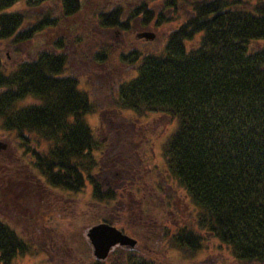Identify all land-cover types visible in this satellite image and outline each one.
<instances>
[{
    "label": "trees",
    "instance_id": "obj_1",
    "mask_svg": "<svg viewBox=\"0 0 264 264\" xmlns=\"http://www.w3.org/2000/svg\"><path fill=\"white\" fill-rule=\"evenodd\" d=\"M17 1L23 0H0V41L12 38L13 45L27 42L35 28L51 20L46 16L35 28L25 26L24 12L8 10ZM85 1L63 0L61 8L72 16L82 5L85 17L91 15L102 29H121L132 18L150 15L141 2L125 15L120 9L91 10L92 2ZM181 2L190 16L161 47L139 59L134 55L137 72L119 82L114 99L176 120L163 155L172 180L190 201L196 226L171 223L175 247L193 255L210 236L235 264H264V0ZM167 3L174 6L175 0ZM59 47L10 66L1 63L0 53V129L35 132L44 139L47 150L37 154L36 166L44 176L57 168L62 179H56L63 184L70 173L78 176L73 161L90 154L91 139L82 123L88 97L64 74ZM26 96L35 101L19 105ZM93 193L101 201L111 197L101 194L96 182ZM2 230L8 232L0 225ZM17 240L22 249L20 239L0 235L6 258ZM82 252L89 256L85 241Z\"/></svg>",
    "mask_w": 264,
    "mask_h": 264
},
{
    "label": "rangeland",
    "instance_id": "obj_2",
    "mask_svg": "<svg viewBox=\"0 0 264 264\" xmlns=\"http://www.w3.org/2000/svg\"><path fill=\"white\" fill-rule=\"evenodd\" d=\"M37 1H17L9 6V11L24 12L28 20L25 26L31 29L46 16L51 20H46L40 29L35 28L37 32L25 43L13 45L12 38L1 40V63L17 65L34 58L36 51L60 46L58 51L64 74L88 97L89 110L83 115L82 123L87 127L91 144L90 154L80 155L73 161L80 165L78 176L73 173L69 179L65 177L69 181L62 184L56 179L61 178L57 168H51L53 180H50L49 170L44 176L36 166L37 154L47 150L44 139L35 132L0 129V139L20 156L21 193L27 187L32 189L30 167H35L31 174L35 177L36 203L28 202L21 194L22 212L17 226L20 234H24L20 240L25 245L18 256L10 257L11 261L20 264H94L91 253L85 256L82 252L85 231L106 219L133 237L136 244L133 248H119L115 253H109L98 264H235L228 249L210 236L202 239V247L193 255L172 243L169 237L175 230L173 222H183L192 228L196 226L190 201L172 180L163 155L165 144L176 128V120L153 110L123 107L114 99L119 82L137 72L138 62L131 63L134 55L140 57L148 49L161 47L170 31L190 16V11L182 6L181 0H175L174 6L168 5L167 0H88L92 2L91 10L120 9L126 15L143 2L149 11L150 15L141 14L130 19L126 34L117 29L116 33L111 30L106 37L94 30L96 26L100 27L95 25L93 17L88 18L91 15L85 17L84 0H79L81 10L72 16L61 8L63 0H44L42 4ZM147 17L149 19H143ZM143 30L152 33L154 39L147 43L137 39L135 35ZM33 101L35 98L26 96L18 104ZM130 163L131 167L137 168L133 169L134 173L128 172L132 170ZM130 177H139L142 187L139 188V183L129 186ZM94 181L100 186L101 194L111 196L108 201L93 195ZM109 182L116 185L115 190L108 186ZM156 187L161 194L165 193L164 218H169L166 226L161 227L154 221L161 214L160 202L151 193V188ZM168 201L178 210L172 221L171 210L168 211L166 206ZM31 209L33 212L29 217ZM122 250L123 254L120 253Z\"/></svg>",
    "mask_w": 264,
    "mask_h": 264
},
{
    "label": "flooded vegetation",
    "instance_id": "obj_3",
    "mask_svg": "<svg viewBox=\"0 0 264 264\" xmlns=\"http://www.w3.org/2000/svg\"><path fill=\"white\" fill-rule=\"evenodd\" d=\"M128 24H124L121 29L123 30V32L126 34V30H128ZM119 28L117 27H110V28H98L97 26L94 28V30H97L98 33H102L103 36L107 37V34L111 33V30H114V33H116ZM148 31L143 30L141 32H138L135 37L137 39H141L143 41H145L146 43L148 42V40H146V35H147ZM108 39V38H107ZM140 58V57H138ZM137 58V59H138ZM137 59H134V61L136 62ZM35 152V151H34ZM131 164H129L130 168L132 169L128 172H132L134 173L133 169H137L136 167H131ZM35 167H30V185H33L32 189L29 187L25 188L23 190V193H21V186H20V156L18 155V153L14 150H9L8 144L5 142V140L0 139V225L5 226L8 229V232H5L4 230L0 231V235L1 236H5L6 234H10L15 236L18 239H21L22 237H24V234L22 235V233L20 234L19 232V227L17 226V222L20 218V214H21V205H20V199L21 194H24V197L28 198V202H32V204L35 205L36 201H35V177L34 174L31 172L34 171ZM79 169H80V165H77V169L76 172L77 175L79 174ZM71 173H70V177H71ZM48 176L50 177V180H52V171L51 169H49V173ZM124 181V176L122 177ZM131 179L129 180V186H133L134 184H138L139 183V188L142 187V185H140V183L142 184V181H140V178H133L130 177ZM164 182L166 181L165 179H163ZM162 180V182H163ZM108 182H106L107 184ZM50 186H52V183L49 184ZM162 185V184H160ZM164 185V184H163ZM108 186H110L111 188H113V190H115L116 185L113 183L108 184ZM102 188H105V186L103 185ZM150 192V190L148 191ZM151 193L153 194V197L156 198L157 202H160V204L158 205L161 209V214L159 217H156L154 219V221H156L157 223H159V225H157V227H161V225H163V221H164V216H165V203H164V199H165V193L161 194V191L156 187V188H151ZM175 196V195H173ZM171 197V196H170ZM34 201H33V199ZM31 199V201L29 200ZM169 204H171L170 202H168ZM32 204H29L28 206H32ZM175 208V213L171 212L170 214V219L173 220L176 218L177 214H178V210L176 206H173ZM169 211V210H168ZM33 210L31 209L29 211V217H31ZM103 221L107 222L106 219H104ZM12 224V225H11ZM156 223L154 222L155 226ZM121 232H123L120 229ZM124 233V232H123ZM131 237V236H128ZM133 238V237H132ZM21 242L25 245V243L23 242V240H21ZM20 241L17 240L16 244L17 247L14 249V257L18 256L21 252H20V246H19ZM120 248H125L124 246H120ZM119 248H112L110 253H115ZM120 253H124L123 250ZM127 254V253H126ZM130 255H132L131 253H129ZM11 257V256H10ZM10 257L6 258L4 251L1 252L0 251V264H20V263H15L14 260L11 261Z\"/></svg>",
    "mask_w": 264,
    "mask_h": 264
},
{
    "label": "water",
    "instance_id": "obj_4",
    "mask_svg": "<svg viewBox=\"0 0 264 264\" xmlns=\"http://www.w3.org/2000/svg\"><path fill=\"white\" fill-rule=\"evenodd\" d=\"M153 35L147 33L146 39H152ZM85 238L91 248V255L94 259L103 260L109 250L114 246L133 248L135 240L120 232L114 226L107 223H97L85 231Z\"/></svg>",
    "mask_w": 264,
    "mask_h": 264
}]
</instances>
